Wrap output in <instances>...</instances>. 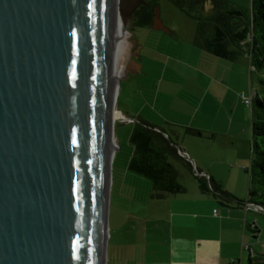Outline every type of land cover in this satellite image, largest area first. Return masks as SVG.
Wrapping results in <instances>:
<instances>
[{
  "label": "water",
  "instance_id": "water-1",
  "mask_svg": "<svg viewBox=\"0 0 264 264\" xmlns=\"http://www.w3.org/2000/svg\"><path fill=\"white\" fill-rule=\"evenodd\" d=\"M113 1L0 0V264H105ZM143 3L118 0L124 30Z\"/></svg>",
  "mask_w": 264,
  "mask_h": 264
},
{
  "label": "rangeland",
  "instance_id": "rangeland-1",
  "mask_svg": "<svg viewBox=\"0 0 264 264\" xmlns=\"http://www.w3.org/2000/svg\"><path fill=\"white\" fill-rule=\"evenodd\" d=\"M156 1L160 19L169 32L153 29L145 19L133 17L127 22V31L124 30L127 32L124 36L127 43L123 52L131 46L130 38L136 40L137 47H140L141 62L136 61L140 65L139 72L123 76L119 82L116 100L118 118L114 120V134L119 147L115 151V162L113 165L112 161L111 167L105 264L111 262L109 237L114 231V220L119 216L117 204L129 212L135 208L125 199L118 197V183L123 181L133 184L139 193L138 196L144 198L153 190L149 179L125 169L130 151L128 136L135 123L155 124L164 128L168 134L163 133L164 136L172 137L178 148L183 151L184 158L190 163L192 162L189 155L194 151H209L204 154H211L214 159L205 157L206 163L212 173L221 180L222 189L236 199L246 198L251 124L255 110L254 104L251 103V107L246 106L244 99L249 95L252 97L261 73H250L248 59L241 65L243 53L238 56L241 60L236 62L225 63L222 59L212 61L206 58L205 53L193 44L196 29L194 16L188 15L169 0ZM226 1L247 9L251 5V0H205L202 6L201 3L193 4L192 10L189 7L184 10H189L193 15L207 14L218 2L226 4ZM123 52L116 67L117 75L124 62ZM216 60L233 64V67L223 69L218 65L215 68L218 63ZM261 77L264 78V72ZM207 88L209 91L205 94ZM235 97L237 101H234ZM181 105L184 108H180ZM192 106L193 121L189 123L190 119L187 117L186 123L179 122L181 109L191 110ZM182 124L213 132H203L204 137L198 138V135L188 132ZM209 135L215 136V139L208 141L206 136ZM206 145L208 148H205ZM169 161L179 170L180 183L193 180V184L197 185L194 177L186 172L178 160L170 158ZM209 194L213 196L212 192ZM216 198L219 199L218 196ZM138 208L139 214H142V205ZM260 214V226H256L258 230L254 241L264 247V212ZM248 233L250 237L253 236L252 232Z\"/></svg>",
  "mask_w": 264,
  "mask_h": 264
},
{
  "label": "crops",
  "instance_id": "crops-1",
  "mask_svg": "<svg viewBox=\"0 0 264 264\" xmlns=\"http://www.w3.org/2000/svg\"><path fill=\"white\" fill-rule=\"evenodd\" d=\"M246 59L248 55L243 53V60L237 57L234 60L223 61L228 63L241 60L243 65ZM216 61L218 63L216 62L215 68L218 65L223 69L233 67V64ZM208 91L209 88L206 89L205 94ZM234 101H237L236 97ZM180 108L184 106L181 105ZM196 108L197 105L195 110ZM181 111L186 117L181 113L178 121L186 123L188 117L191 123L193 106L191 110L181 109ZM182 125L185 128L197 130L199 133L193 134L198 135L196 136L198 138L204 137L203 132H209L208 134L213 132ZM160 128L165 131L164 128ZM165 134L168 135L166 131ZM166 137L170 138L177 148V153L184 159V164L179 162L187 173L194 177L193 171L196 175L201 172V176L210 178L222 189L221 180L212 173L206 163L205 157L214 159L213 155L204 154L209 151L204 153L199 150L194 151L189 155L192 162L190 163L184 158L183 151L178 148L172 137ZM206 139L213 141L215 136L209 135ZM205 148H208L207 145ZM186 163H189V166ZM178 173L179 180L181 175L179 170ZM180 184L184 187L182 192L156 196L152 190L147 198H144L138 196L139 193L133 184L123 181L118 183L116 187L118 197L125 199L135 208L129 212L117 204L119 216L114 220V231L109 237L110 264H247L250 255L264 254V247L254 241L257 232L251 229L252 227L257 229L256 226H260L262 210L254 204L241 206L236 203L235 197L228 202H219L214 194L211 196L201 191L198 183L195 186L193 180ZM139 205H142V214H139ZM248 232H252L253 236L250 237Z\"/></svg>",
  "mask_w": 264,
  "mask_h": 264
},
{
  "label": "trees",
  "instance_id": "trees-1",
  "mask_svg": "<svg viewBox=\"0 0 264 264\" xmlns=\"http://www.w3.org/2000/svg\"><path fill=\"white\" fill-rule=\"evenodd\" d=\"M176 7L194 16L196 29L193 44L205 53L208 59L234 60L241 53L248 55L250 73L264 72V0H251L250 8L218 2L207 14H190L193 4H202L205 0H169ZM156 0L146 7L145 21L151 25ZM199 13V12H198ZM259 76L258 84L252 93L255 115L251 124L250 158L248 168V187L245 200L236 199V203L261 205L264 208V78ZM190 133L199 132L186 128ZM158 125L135 123L128 136L130 151L125 169L151 181L156 196L165 193H178L184 187L178 181V169L169 161L176 159L184 164L169 137L164 136ZM116 155V154H115ZM115 159L113 160L114 165ZM189 166V163H186ZM191 171V168L189 169ZM198 187L204 193L212 192L219 202H228L232 198L225 190L204 176L193 173ZM257 232L255 227L251 228ZM247 264H264V254L254 253Z\"/></svg>",
  "mask_w": 264,
  "mask_h": 264
},
{
  "label": "bare ground",
  "instance_id": "bare-ground-1",
  "mask_svg": "<svg viewBox=\"0 0 264 264\" xmlns=\"http://www.w3.org/2000/svg\"><path fill=\"white\" fill-rule=\"evenodd\" d=\"M127 32L124 31L122 17L119 14L118 0L113 1L112 8V19H111V44L109 49V83H110V93H111V106H110V119L114 121L118 118L117 110L115 108L116 96L119 90V83L117 82L116 67L119 62V58L123 52L124 46L126 45V40L124 36ZM119 112V111H118ZM120 113V112H119ZM115 144L113 133L111 134V142L109 146L112 149Z\"/></svg>",
  "mask_w": 264,
  "mask_h": 264
},
{
  "label": "flooded vegetation",
  "instance_id": "flooded-vegetation-1",
  "mask_svg": "<svg viewBox=\"0 0 264 264\" xmlns=\"http://www.w3.org/2000/svg\"><path fill=\"white\" fill-rule=\"evenodd\" d=\"M152 0H144V3L143 4H140L137 9L134 10L133 14H132V17L133 19L134 18H142V19H146V12H147V9L145 6H147ZM151 25H152V19H151ZM126 48V47H125ZM136 48H137V44L135 47H131V46H128V48L126 49L124 53V62L127 61L130 59V56H135V60L138 61V62H141V55L139 54V52L136 51ZM132 65L130 66V70H136L138 64L137 63H131Z\"/></svg>",
  "mask_w": 264,
  "mask_h": 264
},
{
  "label": "built area",
  "instance_id": "built-area-1",
  "mask_svg": "<svg viewBox=\"0 0 264 264\" xmlns=\"http://www.w3.org/2000/svg\"><path fill=\"white\" fill-rule=\"evenodd\" d=\"M251 103H252V97H251V95H249L248 97H246V98L244 99V104H245L246 106H250V107H251Z\"/></svg>",
  "mask_w": 264,
  "mask_h": 264
}]
</instances>
